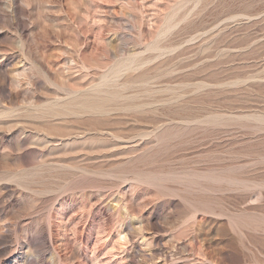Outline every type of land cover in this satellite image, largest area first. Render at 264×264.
<instances>
[{
	"label": "rangeland",
	"instance_id": "374dc122",
	"mask_svg": "<svg viewBox=\"0 0 264 264\" xmlns=\"http://www.w3.org/2000/svg\"><path fill=\"white\" fill-rule=\"evenodd\" d=\"M0 264H264V0H0Z\"/></svg>",
	"mask_w": 264,
	"mask_h": 264
}]
</instances>
